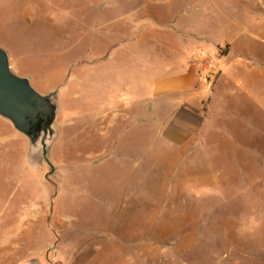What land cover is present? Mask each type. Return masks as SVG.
Segmentation results:
<instances>
[{"label":"rangeland","instance_id":"374dc122","mask_svg":"<svg viewBox=\"0 0 264 264\" xmlns=\"http://www.w3.org/2000/svg\"><path fill=\"white\" fill-rule=\"evenodd\" d=\"M0 44L60 103L47 157L0 116V264H264V0H0Z\"/></svg>","mask_w":264,"mask_h":264},{"label":"water","instance_id":"95a60500","mask_svg":"<svg viewBox=\"0 0 264 264\" xmlns=\"http://www.w3.org/2000/svg\"><path fill=\"white\" fill-rule=\"evenodd\" d=\"M59 111L57 90L39 91L29 76L12 69L10 54L0 44V116L29 137L32 156L42 152L47 157L58 136L55 123Z\"/></svg>","mask_w":264,"mask_h":264},{"label":"crops","instance_id":"0c3cea01","mask_svg":"<svg viewBox=\"0 0 264 264\" xmlns=\"http://www.w3.org/2000/svg\"><path fill=\"white\" fill-rule=\"evenodd\" d=\"M109 1V0H108ZM117 1H125V0H117ZM105 4V3H103ZM107 9L108 6L104 5ZM169 47L173 48H183L189 49L190 43L189 42H182V44L172 43L168 44ZM232 49L228 50L226 55L221 54L217 57L219 62H222L224 65L227 64V58L232 54ZM242 60L237 58L233 64H242ZM175 72H166L163 74L156 75L149 80L150 86V93L148 94L150 100H154L158 97L167 96V99L170 101L171 109L170 113L173 114L172 116V125H177L180 127L178 121L183 119L184 114L186 113H199L203 110L202 100L205 99L207 94V90L204 89V86L201 87L202 90L195 89V91H191L195 82V74L194 68L190 64V62H185L178 67H175ZM24 75V74H22ZM190 92L186 96L181 97H173L172 94L177 93L181 94L182 92ZM125 98V97H123ZM121 99V98H120ZM119 112L123 111L126 113V100H119ZM173 139V138H172ZM56 198V197H55ZM27 220L29 221V215H27ZM21 264H45L44 262L38 260H29L25 261Z\"/></svg>","mask_w":264,"mask_h":264}]
</instances>
